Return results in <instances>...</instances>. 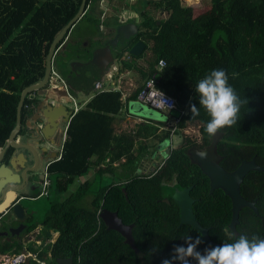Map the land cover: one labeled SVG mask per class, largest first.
Returning <instances> with one entry per match:
<instances>
[{"label":"trees","instance_id":"16d2710c","mask_svg":"<svg viewBox=\"0 0 264 264\" xmlns=\"http://www.w3.org/2000/svg\"><path fill=\"white\" fill-rule=\"evenodd\" d=\"M99 1L88 0L90 12L96 10ZM151 3L167 18L158 21L147 14L141 33L121 44L116 58L122 60L123 54L141 40L148 49L152 44L147 69L139 65L145 53L123 61L121 69L137 70L145 81L157 79L158 88L177 103L179 112L170 115L179 114V129L200 124L202 141L199 144L185 137L158 171L142 174L140 168L151 149L144 141L154 139L161 144L171 138L169 131L159 134L164 124L151 120L135 131L115 132L117 116L129 102L139 100L144 85L125 102L118 90L95 94L70 122L62 158L49 167L55 198L50 212L42 222L33 220L28 229L43 225L41 237L48 247L40 258L45 264H62L58 259L68 257H73L74 264H161L164 259L182 264L172 257L176 247H187V235L192 242L201 237L196 249L201 254L234 243L240 235L264 239V170H252L245 178L242 193L257 202L259 212L245 208L235 233L231 229L232 198L221 188L210 193L209 178L191 162L187 152L190 147L209 146L212 137L205 130L210 116L200 106L195 86L213 69H224L229 84L241 100L248 102L241 107L238 123L218 132L220 165L234 171L244 160L256 158L264 166V0H212L211 12L204 19H194L192 8L184 6L183 0ZM82 5L83 0H0V151L16 126L21 92L44 78L56 37ZM92 19L100 26L99 18ZM161 59L167 63L163 69L158 68ZM62 73L67 76L64 70ZM97 80L86 93L92 91ZM193 104L200 111L195 118L191 117ZM91 171L96 175L93 181L76 185ZM116 173L113 184L102 185L104 175ZM96 184L99 187L94 190ZM189 186L194 200L192 211L200 225L208 228L211 242L192 226L181 224L173 194ZM105 210L133 226L137 250L124 243L118 232L108 230L101 219ZM53 233L58 234L56 240ZM22 245L0 242V254H21ZM29 250L37 252V245ZM187 259L188 264H198L195 258ZM23 264L43 263L31 260Z\"/></svg>","mask_w":264,"mask_h":264},{"label":"flooded vegetation","instance_id":"af4514ba","mask_svg":"<svg viewBox=\"0 0 264 264\" xmlns=\"http://www.w3.org/2000/svg\"><path fill=\"white\" fill-rule=\"evenodd\" d=\"M140 1L141 3H147V1L148 3H151L152 0ZM151 10V13L154 14H156L157 10H159V13L166 14L161 8H157V6L155 7L152 3ZM87 13L91 18V22L87 20L89 25L88 27L86 26V30H89V33L84 32L82 34L77 32L75 35L73 29L75 27L77 28L79 23L73 27L59 45L54 59L52 75L47 85L40 90L32 91L26 95L21 111L20 132L15 140L18 145L23 146L21 148L8 149L1 160L2 163L7 164L11 158H14V162L18 169L24 167L20 171V176L26 172V180L21 181L19 184L22 188L16 192L17 197L12 203V206L17 204L23 206V202L25 201L39 199L41 195L34 198L33 193L42 190L44 187L46 191V188H51L52 186V181L50 186L45 185L48 178L52 180L49 174V167L55 160L59 159L61 155V149L66 138L68 117L74 110L70 104H67L68 101L66 99L63 101L60 100L56 93L54 94L57 95V98L50 97L49 92L54 87L53 82H56L59 87L67 85L71 89V94H73L76 99L78 98V92L76 93L75 88H81L82 86L87 89L91 88L93 81H95L99 74L105 71L112 63L106 55H103L96 61V63H91L94 52L97 50H104L107 45L111 44L113 41V38L111 40L107 39V37L113 33V28L112 26H109L111 24L110 18H106L105 23L97 26L95 19H92L91 17L89 8ZM144 19L145 17H141L140 24L144 23ZM81 21H83V19ZM98 44L100 46L97 47ZM70 58H72L71 61L69 60ZM62 70L66 72V77L62 73ZM10 78L13 79L14 75L11 74ZM61 104L65 105L68 109L63 110ZM47 116H51L52 122L49 120L50 118H46ZM48 127L50 128V131L47 135L44 131ZM207 147L200 148L194 146L190 147L188 150L191 148L203 150ZM20 155H22V157H20ZM23 157L25 159H23ZM153 171V169L150 170V172ZM45 195L49 196L50 193L47 192ZM9 209L8 213L3 212L0 216V242L3 243L7 241L10 243H22V240L25 238H27V242H30L31 239L29 236L35 232V230L28 231L34 220L33 215L29 214L24 208V215L20 218L13 214L12 208Z\"/></svg>","mask_w":264,"mask_h":264},{"label":"water","instance_id":"95a60500","mask_svg":"<svg viewBox=\"0 0 264 264\" xmlns=\"http://www.w3.org/2000/svg\"><path fill=\"white\" fill-rule=\"evenodd\" d=\"M154 1H161V0H154ZM88 0H83V5L81 7L80 12L77 14V16L66 26V28L57 36L56 40L54 41L51 52L48 57V65H47V72L44 77V79L39 83H34L28 87H26L20 98V102L18 104L17 108V125L13 129L5 147L0 151V207L4 208L0 211L1 212H9V208L13 209V214L16 217H23L24 215V207L21 204H17L15 206H12V203L15 201L16 198L12 199V197L17 194L16 192L21 190L22 186H19L21 181L26 180V172L20 176V171L24 168L18 169L14 158L10 159L9 162L2 163L1 160L6 153V151L10 148H21L23 145H18L15 140L20 132L21 127V111L22 107L24 105V101L26 98V95L29 94L32 91H37L42 88H44L47 83L50 80V77L52 75L53 71V64L54 59L57 54L58 48L60 43L64 40L66 35L69 33V31L75 27L86 15L88 11ZM131 28H128V26L121 27L118 31V36L116 39H114L111 44H108L107 47L104 50H97L93 54V60L92 64L96 63L98 59H100L103 55H106L111 61H113V57L111 54V46H117L118 42H123L125 38H129L132 35H135L138 32V27L135 25L129 26ZM128 29L132 30L131 34H123V32ZM147 44L144 41H140L137 44H135L129 53L136 57H140L146 50ZM98 64V63H97ZM99 67V66H98ZM102 68V67H100ZM71 89L65 85L62 87L57 86L55 83L52 90L49 92L50 97L58 98L60 100L66 99L68 101L67 104L73 103L75 105L76 99L74 98V95L71 94ZM76 92L83 91L84 90L76 88ZM56 93L57 95H55ZM47 101V100H46ZM61 108L63 110H67L68 108L61 104ZM74 111V110H73ZM73 111L71 115L68 117V124H70L71 119L73 118ZM133 115H137L139 117L144 118H153L154 113L151 111V109H148L144 105L141 104H135V107L133 109ZM46 118H50L51 116H47ZM52 122V120H51ZM50 131V128L45 129V133L48 135ZM221 138V134H217L215 136L211 137V142L209 146L206 149L199 150L197 148H191L188 150V155L191 159V162L193 164L198 165V167L201 169L202 173H204L209 178V185H210V193H213L217 188H221V190H224L225 193L232 198L233 201V221L231 223V229L237 233V226L240 223V217L241 212L245 208H252L257 213L259 212L257 208V202H251L247 198L244 197L242 193V185L245 181L246 176L252 171V170H264V166L260 165L257 162V159L254 158L252 160H244L242 164L234 171H229L224 166L220 165L221 156H218L216 152V147L219 139ZM201 153H205L204 156H201ZM22 157V155H20ZM23 159H25L23 157ZM192 187H186L183 188V190H175L173 194L174 201L178 204L180 208V221L181 224H188L195 228L196 230L200 231L203 237L206 241H210L209 235H208V228H204L200 225V223L197 220L196 215L194 214V211H192V204L194 200L192 199L190 193H191ZM17 197V196H16ZM101 219L104 222L105 226L108 228V230H113L118 232L124 238V243L131 245L135 250H137V247L135 246V241L133 237V226L132 225H125L122 223V221L118 218L117 214L110 213L109 211H103L101 213ZM7 234V233H6ZM238 236V235H237ZM30 257L26 259V263L30 262ZM59 263L62 264H74L73 257L68 258H59Z\"/></svg>","mask_w":264,"mask_h":264},{"label":"clouds","instance_id":"9594fccd","mask_svg":"<svg viewBox=\"0 0 264 264\" xmlns=\"http://www.w3.org/2000/svg\"><path fill=\"white\" fill-rule=\"evenodd\" d=\"M199 94V103L210 120L206 125L209 136H215L225 127L235 126L240 119L242 105L247 100H241L235 89L229 84V77L224 69H213L195 86ZM200 115L196 105H191V117ZM183 143V138L173 136L164 142L163 147L171 146L173 149ZM204 156L205 153H201ZM188 241L187 247L175 248L172 260H179L182 264H188L187 258H195L198 264H264V239L246 235H240L234 243H224L222 246L209 248L205 254L198 252L197 246L202 243L200 236L192 242L190 235L185 236ZM155 249H153V252ZM161 264H172L169 259H164Z\"/></svg>","mask_w":264,"mask_h":264},{"label":"crops","instance_id":"0c3cea01","mask_svg":"<svg viewBox=\"0 0 264 264\" xmlns=\"http://www.w3.org/2000/svg\"><path fill=\"white\" fill-rule=\"evenodd\" d=\"M140 3H141L140 0H100L98 6H96V10L91 11V17L92 18H96V19L99 18L101 20L100 25L102 23H105V19L106 18H110L111 19V24L109 26H112L113 33L109 37H107L108 40H111L112 38H113L112 40L116 39L117 36H118V31H119V29L121 27L128 26V28H131V27H129L131 25H135V26L138 27V32L135 35H132L129 38H125L123 42L119 41L118 44H117V46H115V47L114 46H111V54H112V57L114 58V60L106 68V70L102 72L103 73L102 77L99 80L96 79L97 80L96 82H102L103 83L104 89H106L104 91H110L111 89L112 90L121 91L122 92V100H123V102H125L128 98L133 97V95L140 89V87L137 88L136 92H133V91H131V89H127L125 87L126 84L127 85L129 84L131 86L134 85V83L132 84V82H133L132 75L137 70L129 71V70H122L121 69L122 68V62L123 61H132L134 55H132L129 52H126V53L123 54V56L121 58L122 60H120L119 58L117 59L116 56H117L118 52L121 51V48H122L120 45L121 44H124L127 41H131L132 38L136 37L138 34L141 33V31H140V26H141L140 21H141V17H145L146 18L147 17V14H149L150 16H153L155 18L154 14L151 13L152 12L151 11V4L148 3V1H147V3H141L142 5ZM132 17L135 18V22L133 24H132V22H129L128 21V20H131ZM116 20L118 21L117 29H116V27H114V26H116L115 25V23H116L115 21ZM127 30L128 29H126L123 32V34H127L128 35V31ZM141 41H143V40H141ZM98 46H100V45L98 44L97 47ZM151 46H152V44L149 45V49H148V44H147V48H146V50L144 52L145 54L149 50H151ZM129 51H131V50H129ZM151 56H152V52H151ZM141 60H139V62ZM139 65H140V63H139ZM142 67H144V66H142ZM147 67H148V65L145 66L146 69H147ZM137 72H139V71H137ZM106 81H108V84L110 85V87H107ZM96 82H94V84H93L92 91L89 92V93H92L94 91V94H93V97L92 98L95 97V94H97L99 92H103V91H98V90L95 89L94 86H95V83ZM79 89H82V90L85 91L87 88H85V87L82 86ZM79 93H83V94H87V95L89 94V93H84L83 91L78 92L77 94H79ZM92 98H91V100H92ZM77 99L78 98H76V103H77ZM88 103H84V104H86V106H87ZM77 105H78V103H77ZM74 110H75V107H74ZM81 110H83V107H79L78 106V112L81 111ZM78 112L76 114H74V115H77ZM73 113H74V111H73ZM72 119H71V121H72ZM148 121L149 120L142 119V118L136 119L135 117H133V115L131 113H129L127 106H125L124 109L122 110L121 114L119 116H117V118H116V121H115V129L116 130H115V132L117 134H121L123 132L135 131V130H137V126L138 125L145 124ZM68 125H70V124H68ZM68 125H67V128H66V136H65L66 138L64 140V143H63V146H62V149H61V155H60L59 158H61V156L63 155V152H64V146H65V143H66V140H67L68 130H69V126ZM129 125H132V127H133L132 130H129V129H128V131L125 130L126 127L127 128L129 127ZM122 126H123V128H122ZM156 126H158V125H156ZM119 128H122L123 131L117 132V129H119ZM163 129H164V131H169V130H167V124L166 125L164 124V126H161L159 128V134L162 133ZM182 131L183 130H180V132H182ZM170 137H171V133H170ZM161 144L164 145V142L161 143ZM161 144H159V145L161 146ZM160 155H161L160 154V150H158V152L155 151V153L152 155V158L150 159V161L146 162L145 164L143 163V166L140 168V171L143 174H145V175L146 174H149V172H150L151 169H153L155 171H158L161 168V166L163 165V163L169 157V155H168L167 159L166 160H161V162H157V160H155L154 162H152L156 158L157 159L158 158L161 159L160 158ZM56 161H58V159L55 160L54 162H56ZM122 162H124V160H122ZM38 229H35V230H38ZM40 240L37 241V242H35V245L42 246L44 242L43 241H40ZM33 241L34 240H32V239L30 240V242H33ZM42 252H43L42 249H38L37 252H34V258H31V260L37 259L38 257L40 258V254ZM22 253H24V254L25 253H31L32 254V251H30L28 248L23 247V251L21 252V254ZM5 255H10V254L9 253L8 254H0V260H1V257H4ZM14 255H16V254H14ZM14 255H10V256H14ZM39 261H41V263L45 264V261L41 260V258H40Z\"/></svg>","mask_w":264,"mask_h":264},{"label":"rangeland","instance_id":"374dc122","mask_svg":"<svg viewBox=\"0 0 264 264\" xmlns=\"http://www.w3.org/2000/svg\"><path fill=\"white\" fill-rule=\"evenodd\" d=\"M184 6H189V7L192 8L194 19H196V18L197 19H204L211 12L212 0H184ZM154 16H155V19L158 20V21H161V20H164V19L167 18V14L159 13V10H157V12H156V14H154ZM87 20H89L91 22V18H90L89 15H88V17L85 20L79 22L77 28L75 27L73 29V33L75 32V35L77 34V32L82 33V34L84 32L89 33V30H86V26L88 27V25H89L87 23ZM128 21L132 22V24H133L135 22V18L132 17L131 20H128ZM127 31H128V34H131V32H133L132 30H127ZM150 58H151V50H149L145 54L144 59H142L139 62L140 65L144 66V67L147 66L148 65V61H149ZM132 79H133L132 84L134 83V85L131 86L129 84L128 85L126 84L125 87L127 89H131V91H133V92H136L137 88L141 87L145 83V80L142 78V75L139 72H137V71H135L133 73ZM53 83H54L53 84V86H54L56 82H53ZM106 84H107V87H110V85L108 84V81H106ZM93 94H94V91L92 93H89L88 95L87 94H83V93H79L77 95V97H78V99H77L78 106L79 107H83V109H85L86 108V104H84V103H88L91 100V98L93 97ZM135 104L144 105L143 103H141V101L129 102L126 106L128 108L129 113H131L132 115H133V109L135 107ZM70 106L72 108H74L73 103H71ZM144 106L147 107L148 109H151L147 105H144ZM151 111L154 113V115H153L154 117L151 118V119L150 118L139 117L137 115H133V117H135L136 119L142 118V119H146V120H151L153 122H158V123L165 124V125L167 124L168 121L171 120L170 116L168 114H166V113H163V112H160V111H156L154 109H151ZM172 116L173 117H178L179 114L178 115H172ZM168 127L170 128V126L167 125V128ZM122 128H123V126H122ZM122 128L117 129V132L123 131ZM132 128H133L132 125H129V127L128 128L126 127L125 130H127V131H128V129L132 130ZM199 129H200V124H198V123L189 124L188 127H186L182 132H180V130H181L180 129L179 132L175 136L183 137V139L186 137V138H189L190 140H192L194 142L200 143L202 137H201V134L199 132ZM128 132H131V131H128ZM163 132H164V129H163L162 133ZM144 142H146L147 145L150 146V148H151L150 151H149V154L146 155V159H144L145 160L143 162L144 164L146 162L150 161V159L152 158L153 153H155L154 151L158 152V150H160V154H161L160 158L161 159H159V158L157 159L156 158L152 162H154L155 160H157V162H161V160H166L167 159L168 155L170 154L171 150L173 149L171 146L165 148V147H163V144H161V146H160L158 144V141H156L154 139H150V140H147V141H144ZM181 146H182V144L179 145V147H181ZM94 173H95V171H91L89 173V175H87L86 177H81L79 180H77L76 185H79V184L84 183L86 181H93L95 176H96ZM114 175H117V173L116 174H112V175H104L105 177L102 179V185H111V184H113L116 181V178L113 177ZM97 187H99V185H97V184L94 185V190H96ZM72 190H73V188H72ZM44 191H45V187L42 188V190L33 193V197L34 198H37V196L41 195V197L39 199H34L33 201H25V202H23V207L25 208V210L29 214L33 215V219L35 220V222H42L46 218V216L49 214L50 209H51V202L55 200V198L52 196L53 194H52L51 188H46V191L45 192ZM47 192L50 193L52 198H49L50 195L49 196L45 195V194H47ZM2 214H3V212L0 213V216ZM43 231H44L43 225H40L39 229L35 230V232L32 235L29 236V238L34 240V241L33 242H27V238H25V239L22 240V243H23L22 246L25 247V248H28V249L29 248H33L34 245H35V242L39 241L41 238L42 239L40 241L44 242L45 238L41 237L42 234H40V233H43ZM57 236H58L57 233H53L52 234V239L56 240ZM44 246H45V243H43L42 246H37V249H42L43 252H46V249H47L48 246L47 247L46 246L44 247ZM32 254L34 255V252H32ZM4 259H5V257H1L0 264H2L4 262L7 263L8 260H4ZM33 260H34V262L38 261L39 263H41V261H39L40 260L39 257L37 259H33Z\"/></svg>","mask_w":264,"mask_h":264},{"label":"built area","instance_id":"2783aa9c","mask_svg":"<svg viewBox=\"0 0 264 264\" xmlns=\"http://www.w3.org/2000/svg\"><path fill=\"white\" fill-rule=\"evenodd\" d=\"M166 61L164 59L159 60L158 68L163 69L166 67ZM95 89L98 91H104L103 83L102 82H96L95 83ZM112 90V89H111ZM97 91V92H98ZM138 101H141L144 105L149 106V108L154 109L156 111H160L163 113H166L170 116L171 120L167 122L168 127L167 130L171 133V138L176 135V133L180 130L178 125L180 123L181 118L180 117H173L171 116V112H179L178 106L175 101V99L169 97L166 93L161 91L158 88V81L155 78H150L145 81L144 88L141 90ZM78 112V105L75 103V110L73 113V117ZM69 126V125H68ZM62 158V156H61ZM59 158L58 160H60ZM51 180L48 178L45 185L50 186ZM4 260H8L7 263L2 264H22L26 262L27 257L34 258V255L31 253H22L19 255H5ZM7 258V259H6Z\"/></svg>","mask_w":264,"mask_h":264},{"label":"bare ground","instance_id":"6f19581e","mask_svg":"<svg viewBox=\"0 0 264 264\" xmlns=\"http://www.w3.org/2000/svg\"><path fill=\"white\" fill-rule=\"evenodd\" d=\"M16 196H17V194H15V195L13 196V199L16 198ZM3 208H4V206H3V207H0V211H1Z\"/></svg>","mask_w":264,"mask_h":264}]
</instances>
